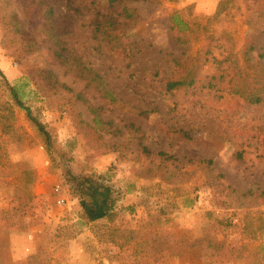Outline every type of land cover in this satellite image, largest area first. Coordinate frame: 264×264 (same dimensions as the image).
<instances>
[{
	"label": "rangeland",
	"instance_id": "rangeland-1",
	"mask_svg": "<svg viewBox=\"0 0 264 264\" xmlns=\"http://www.w3.org/2000/svg\"><path fill=\"white\" fill-rule=\"evenodd\" d=\"M47 1L50 23L34 0H0V264H264V91L248 102L231 74L203 86L230 62L264 77V0ZM189 68L194 84L166 90ZM68 171L111 186L107 216L87 219Z\"/></svg>",
	"mask_w": 264,
	"mask_h": 264
},
{
	"label": "trees",
	"instance_id": "trees-1",
	"mask_svg": "<svg viewBox=\"0 0 264 264\" xmlns=\"http://www.w3.org/2000/svg\"><path fill=\"white\" fill-rule=\"evenodd\" d=\"M124 0H107L109 6L114 4L123 3ZM36 5H41L43 7V15L45 16L46 22L50 23L53 15V7L47 0H34ZM220 10H217L215 15L219 14ZM124 18H135V10L128 5H122L121 10L118 12ZM169 20L171 22V27H178V31L184 30L187 27V23L179 18L177 12L173 11L169 14ZM94 30L96 33H99L100 37H106L107 40L112 41L117 39V35L112 32L111 25L112 21L107 20L103 21L100 19L95 20ZM43 29L47 32V36L51 38L54 54L66 65L69 62V56L66 54V48L62 45V42L59 39V36L56 32L54 26L51 25H42ZM176 40L179 42H184L185 40L177 35ZM118 46V44H117ZM251 48V47H250ZM262 54L259 53V56ZM213 59L221 64L228 59V55L224 56L222 59H218L213 56ZM178 60V59H177ZM247 60V59H246ZM263 62L258 59L254 65L263 66ZM232 66V70L228 71V67ZM86 69V68H83ZM88 72H91V79L96 82L97 87L103 91L104 97H109V100L114 101V96L106 88V83L103 81L102 77L95 71L87 69ZM243 65L235 63L232 65V62L228 64L226 68L219 69V71L206 75L207 80L204 82L203 86L208 88L219 87V85L225 81V76L231 74L228 82H232L229 86L231 92H239L248 102L257 103L261 101V93L264 91V77L259 79L256 83L246 82V77L242 75ZM262 72V71H261ZM1 73V72H0ZM196 82V72L193 68L186 69L182 71L181 75L177 78L169 79L166 82V90H171L175 87L180 86H189ZM10 92L15 100V102L22 108L25 109L27 116L35 123L39 131L43 134L45 139V144L47 149L50 147V134L45 129L44 125L37 120L36 117L32 115V112L28 106H26L21 98L18 95L16 89L10 86ZM74 182L77 195L79 197V203L83 209L84 215L88 220H96L101 217L107 216L113 208L114 198L112 196L111 186L104 181L95 179L93 175L88 174H74L70 171L67 172Z\"/></svg>",
	"mask_w": 264,
	"mask_h": 264
},
{
	"label": "built area",
	"instance_id": "built-area-1",
	"mask_svg": "<svg viewBox=\"0 0 264 264\" xmlns=\"http://www.w3.org/2000/svg\"><path fill=\"white\" fill-rule=\"evenodd\" d=\"M63 202H64V201H63L62 199L58 200V203H59V204H63Z\"/></svg>",
	"mask_w": 264,
	"mask_h": 264
}]
</instances>
